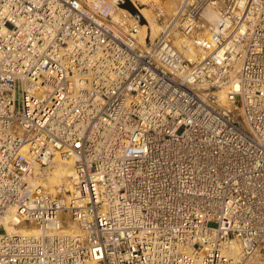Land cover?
<instances>
[{
    "label": "built area",
    "instance_id": "1",
    "mask_svg": "<svg viewBox=\"0 0 264 264\" xmlns=\"http://www.w3.org/2000/svg\"><path fill=\"white\" fill-rule=\"evenodd\" d=\"M115 11L0 0V264H251L264 0H182L147 48ZM55 159H74L70 190L34 181ZM9 214L38 234L8 233Z\"/></svg>",
    "mask_w": 264,
    "mask_h": 264
},
{
    "label": "bare ground",
    "instance_id": "2",
    "mask_svg": "<svg viewBox=\"0 0 264 264\" xmlns=\"http://www.w3.org/2000/svg\"><path fill=\"white\" fill-rule=\"evenodd\" d=\"M95 1V0H89ZM110 6L116 9L115 12L112 13L113 19H119L122 15L130 16L132 19L135 17L131 14V12L125 8V3L128 1L130 5L137 11V13L142 17L143 23L137 26L136 32L134 33V37L141 48H147V40L152 41L155 37L158 36L162 27L156 22L155 17L150 13L148 8H144L143 6L148 4L154 5H163L161 7L162 13L164 11V15L170 16L176 11L177 7L181 3L182 0H105ZM166 17V18H167ZM205 19L209 23H214L216 20V14L212 10H207L204 14ZM137 20V19H135ZM132 21V20H131ZM206 35V34H205ZM186 51L184 52L185 56L188 59H193L199 56L197 62L203 59L202 54L200 52L195 51L192 48L190 43H185ZM235 91H237L238 86L235 84ZM224 96V94H221ZM35 183L40 184L43 187L49 190H56L58 188H63L65 191L71 189V185L75 182L76 173L74 169V159L70 160H60L55 159L51 167L45 173L39 172L38 169L35 170L34 173ZM2 223L5 225L8 233H20L27 235H37L38 230L32 226H18L14 227L16 224L14 220V216L9 214L6 215ZM237 253V248L234 247V250L231 251V255H235ZM252 264V263H251ZM254 264V263H253ZM260 264V262H259ZM264 264V263H262Z\"/></svg>",
    "mask_w": 264,
    "mask_h": 264
},
{
    "label": "rangeland",
    "instance_id": "3",
    "mask_svg": "<svg viewBox=\"0 0 264 264\" xmlns=\"http://www.w3.org/2000/svg\"><path fill=\"white\" fill-rule=\"evenodd\" d=\"M163 1H165V0H163ZM163 5H161V3L159 4V5H154V4H148V5H145V6H143L144 8H148L149 10H150V13H152V15L155 17V20H156V22L160 25V26H162V23H163V21L166 19V17H167V15H164L165 13H164V11H163V13H162V10H161V7H162ZM169 17V16H168ZM147 45H148V41H147ZM20 94L18 93L17 94V98H19L20 99ZM49 170V168L46 170V171H48ZM210 226H214L213 224H210ZM259 262H260V264H262V263H264V254H262L260 257H258V258H256V259H254L253 260V262H252V264L254 263V264H259Z\"/></svg>",
    "mask_w": 264,
    "mask_h": 264
},
{
    "label": "water",
    "instance_id": "4",
    "mask_svg": "<svg viewBox=\"0 0 264 264\" xmlns=\"http://www.w3.org/2000/svg\"><path fill=\"white\" fill-rule=\"evenodd\" d=\"M125 8H127L131 12V14L135 17V19H137L136 21L139 24H142L144 22L142 17L137 13V11L130 5L128 1H126L125 3Z\"/></svg>",
    "mask_w": 264,
    "mask_h": 264
}]
</instances>
